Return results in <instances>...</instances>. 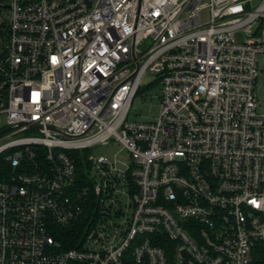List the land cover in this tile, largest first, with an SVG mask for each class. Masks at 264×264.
I'll use <instances>...</instances> for the list:
<instances>
[{"label": "built area", "instance_id": "obj_1", "mask_svg": "<svg viewBox=\"0 0 264 264\" xmlns=\"http://www.w3.org/2000/svg\"><path fill=\"white\" fill-rule=\"evenodd\" d=\"M261 56L264 0H0V264H264Z\"/></svg>", "mask_w": 264, "mask_h": 264}, {"label": "rangeland", "instance_id": "obj_2", "mask_svg": "<svg viewBox=\"0 0 264 264\" xmlns=\"http://www.w3.org/2000/svg\"><path fill=\"white\" fill-rule=\"evenodd\" d=\"M207 12H205L204 15H206ZM239 38L241 40L244 39V35H239ZM151 41H149L148 44H150ZM259 77L257 80L258 85V92H259V98L262 102H264V57H260V63H259ZM142 88L137 95L129 115V120L132 121H149L151 119H156L160 115V109H161V100L160 96L162 94V87L159 82L156 81V77L150 73H148L143 81H142ZM3 123L0 126L3 127L5 122V115L1 117ZM122 145L118 141H113L112 143L108 145H99L92 149V154L96 157H99L101 155H106L111 159L117 158L124 162L125 164H131L133 162V158L131 156V153H129L127 150H124L121 152Z\"/></svg>", "mask_w": 264, "mask_h": 264}, {"label": "trees", "instance_id": "obj_3", "mask_svg": "<svg viewBox=\"0 0 264 264\" xmlns=\"http://www.w3.org/2000/svg\"><path fill=\"white\" fill-rule=\"evenodd\" d=\"M88 153V150L86 151H77L73 153V156L75 158V161L78 165L79 168V172H81L82 168H83V158L82 155H86ZM9 170V162H7L5 155L1 154L0 155V177H3L5 173H7V171ZM83 222L80 223H76L72 228L68 229V230H62L59 234H58V240H66V239H71L72 243L75 242L82 233V228H81V224ZM74 245V244H72Z\"/></svg>", "mask_w": 264, "mask_h": 264}]
</instances>
